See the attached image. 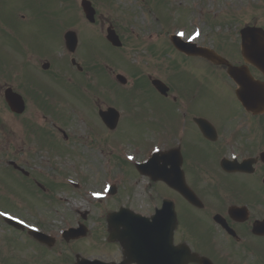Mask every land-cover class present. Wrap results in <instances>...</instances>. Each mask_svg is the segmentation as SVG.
Segmentation results:
<instances>
[{"label":"flooded vegetation","instance_id":"obj_1","mask_svg":"<svg viewBox=\"0 0 264 264\" xmlns=\"http://www.w3.org/2000/svg\"><path fill=\"white\" fill-rule=\"evenodd\" d=\"M182 2L183 0H178L177 3L180 5ZM170 4L173 6L174 1L170 0ZM97 17L101 22L105 19L102 14H98ZM190 24L198 28L205 27L206 20L201 18L198 22H190ZM196 41L194 44L206 46L205 42L196 43ZM225 44L228 42L226 41ZM225 44L220 49H216L214 44L211 46L233 65H242L240 57L235 58V53L231 52L232 46ZM222 50L231 53L228 54ZM175 53L192 67L189 78L193 82L197 78L192 75V71L200 66L214 72L216 78H212L207 72L202 79L206 81L207 75L212 82L206 85L201 82L197 85H184L179 91L177 89L180 83L176 84L173 86L175 94L167 80L168 92L163 97L167 100V104L169 103L167 114L172 116L171 119L164 123L159 121L151 123L152 129L144 126L136 132V135L140 138L142 146L147 144V137H150V141L154 140L150 143V149L158 144L157 141L164 142V150L178 149L177 155L172 158L164 161L159 158L156 162L157 169L164 168L167 171H173L175 167H179L186 185L195 194V201L188 202L177 190L165 186L160 181L152 182L150 185L153 188L163 187L166 191L161 188L165 193H161V198L173 202L177 217L174 232L175 243L187 245L191 251L207 257L213 264H264V162L259 157L264 149L261 148L262 143L252 137L253 117L243 110L237 100L235 101L233 97L235 84L227 76L225 65L212 64L202 57L192 56V53L184 54L178 51ZM180 64L182 66L184 63L180 62ZM250 71L254 74L252 68ZM254 76L260 77L259 75ZM28 92L32 94L39 108V99L43 95L38 86L29 85ZM96 104L99 106L100 102ZM226 113H230L233 117L218 116V114ZM212 114L215 118L221 119L223 123L216 126L209 118ZM60 115L63 117L49 118L45 115L31 116L29 113V117L13 116L8 120L6 151L9 154L8 177L12 184L14 180H18L25 186L33 184L44 191V184L39 180L50 179L42 170L47 166L36 165L44 146L38 125L39 121L43 120L51 123L52 136L62 146H66L73 127L72 121L74 119L77 122V117H69L67 112L60 113ZM198 118L208 119L214 124L216 130L214 141H209L204 137L195 123V119ZM56 121L61 126H58ZM87 129L93 141L96 142L97 150L102 156L107 155L108 149L105 148L109 131L97 122L96 117L88 119L86 133ZM235 130L238 133L233 134L234 138L229 145L225 136ZM99 134L103 136L101 139L98 137ZM137 146L143 149L142 146L138 144ZM231 150L239 154L237 155L239 162L245 158L259 157L254 161L253 170L249 174L230 173L222 168L223 155H227ZM151 153L150 151L149 154ZM222 175L234 178L246 176L251 179L239 180V183L232 181L233 184L230 185L233 187H229L221 178ZM57 181L60 184L63 183L61 176Z\"/></svg>","mask_w":264,"mask_h":264},{"label":"rangeland","instance_id":"obj_2","mask_svg":"<svg viewBox=\"0 0 264 264\" xmlns=\"http://www.w3.org/2000/svg\"><path fill=\"white\" fill-rule=\"evenodd\" d=\"M24 0H10V4L13 7L11 11H6L4 12L7 14V16H10L12 14H15L19 20H23V17L21 18L22 15H24L26 12L29 13V10L26 11V7L18 6L21 4ZM55 0H29V6L30 8L37 7L40 3L43 2V4H49V5H54ZM99 0H94L96 3ZM150 3H155L152 0H148ZM194 0H187L185 3L188 5H195L196 3L193 2ZM72 5L75 6L77 4L76 0H71ZM164 2V3H163ZM221 3V20H231L235 21L233 22L234 25H237L238 27H242L244 24H249L254 21L257 22V24L261 25L264 27V13H263V7H264V0H211L212 4H209L207 0H199V5L204 6L206 9L202 14V17L205 18V20L213 22L214 16L213 13H210L209 10H211V7L213 5H216L217 3ZM106 3V2H105ZM165 1H160L157 3V7L160 9L165 8ZM135 0H110L109 3H106L110 9L116 8L118 9L119 13L118 15H114L115 19L117 20L116 23L118 28L121 27L119 23H123L126 28H128L129 33L126 34V36L123 38V44H127V51L128 54L131 56H134L133 53L134 51L132 50V47L129 46V38L135 37L139 38L137 43L139 47L137 48V52H139L141 55H143V52H146L145 58L141 57L139 53H136V57H130L131 60L137 59L138 62H140L141 65L144 67L142 69L138 68L136 70L131 69L130 66H127L126 63L122 59H125L122 56H119L122 53H118L117 51L110 52L109 50V57L108 59H111V63L109 65L116 69V73L121 72V74L127 79V88H122L121 86H115L119 85L114 77L111 76V78L114 80L111 81L110 76L108 75H103L99 74L96 76L98 79V82H95V84L92 86L91 91L92 92H102L108 94L107 99L110 101V103L113 106H116L118 109L120 108H126L125 113L122 115V120L121 123L118 127V130L114 134H110V142L113 143V145L110 143V151H111V156H110V161L109 163L107 161L104 162V164H97V162L94 160V156L96 155V145L94 144V141L89 134V131L87 129V138L80 141L77 140L73 142V138H77L78 135H86L84 126L85 123L83 122H75L73 119L72 121V131L70 132L72 136H70V143L72 145V149L69 154L64 156V159H66V163H72V167L74 169L80 171V170H85V171H80L79 176L82 177L84 174L83 179L87 180L85 185L82 186V188L85 190H76L71 189L68 187L69 191H62V196L68 199L67 202L60 201L58 199L57 193H59V189H48V192L43 193L40 190L37 194H30V203L31 204H18V203H11L9 202L12 206H15L16 208H27V209H39L35 203H39V205H46L43 206L45 210H41L39 214H31L29 212L24 211L25 216L28 221H31L30 223H38V224H43L47 229H50V232L54 236H59L60 235V229L65 226L64 224L66 221L64 219L68 218L72 220L71 218V212L72 208L75 209V207H84V209H90L92 210V221H89V226H95L97 224V219L101 217L103 213H105L106 210H109V208H114L115 205H117V201L119 199V194L115 195L114 197H110L107 199V201H104L102 204L95 202L92 197H94L92 194H95V191H99L102 188V182L105 177L109 176V183L114 182L115 177H121L123 174H121V166L127 165V168H125L126 172H130L132 175H130V178L135 177V173L132 172V168L129 165L128 159L129 158H135L137 159L138 157H144L145 154L137 155L136 149H134L133 146L129 145L130 143H133L136 141V132H138L142 127L144 126H149L152 129V126H150V123L153 120H150L151 115L154 111L158 113L156 116V120H158L161 123L166 122L167 120L171 119V115L167 114L168 113V107L169 103L166 104L164 100H161L158 98L157 95H155L149 87H144L143 82H144V72H149L152 75H155V70L159 72V74H164V70L166 66H162L161 64L155 65L154 59L158 60L160 57H162V61L164 64L168 62V60H174L177 62H183L184 64L175 70L172 74L177 76L182 77L185 79V81H182L180 83V87L177 89L178 91L181 89V87L187 85L186 81L188 79V76L191 72V68L188 65L187 62L183 61L180 59V56L177 55L175 52H171V49L168 47V41L166 39H155L154 41H148L152 40L151 34L155 31V29H152L151 26H154L155 23L157 22L155 20V16H153V13H148L147 10L143 7H137L135 6L134 9L137 11L136 15L133 13L131 10L126 8V6L129 5H134ZM164 4V5H163ZM16 6V7H15ZM100 8V6H99ZM214 9H218L216 6L213 7ZM0 10H2V6L0 4ZM125 11L129 12L132 14V24L131 26L128 24L129 20V15L125 13ZM160 12L157 11L155 12V15H158L159 18ZM32 15V14H31ZM162 16L159 18V22L165 20V10L162 11ZM173 18L170 19L172 20L171 22L173 24H180L183 23L185 27H189L190 24L186 19H181L179 14L177 13L176 15L172 16ZM217 18V17H216ZM123 19L126 20V22L123 21ZM182 24V25H183ZM1 29L2 31L9 32L7 33L10 36H15L16 33L6 27L4 23H1ZM21 24H16V29H19V26ZM22 34L20 36V39L24 45V47L28 46V44L34 39L35 36H38L35 32V24H28L26 23L25 25H22ZM123 26V27H124ZM171 26V25H170ZM172 27V26H171ZM158 31H161L162 29H157ZM209 32L208 25L203 28L202 31V38L204 34H207ZM206 38L204 41L206 42ZM154 39V38H153ZM97 40L101 41L100 47L104 50L106 47V43L103 41V38H99ZM96 40V41H97ZM146 40V41H145ZM90 41L94 43V37L93 35L91 36ZM145 41V42H142ZM163 41L164 43H160ZM144 50V51H143ZM53 51V49L51 50ZM3 53V51L0 50V54ZM102 53V50H101ZM103 55V53H102ZM90 55H88V60H89ZM154 58V59H153ZM117 59V60H116ZM112 71V70H111ZM135 71H140L139 73L135 74ZM208 72L209 76L212 78H216V74L209 70L206 67L200 66L198 68H195L192 71V75H194L197 80L195 82L192 81L191 79V84H199L200 82L204 85L207 83L212 82V80L209 77H206V82L202 79V76ZM149 73L147 75H149ZM133 75L135 79V88L136 92L133 93L131 96H122L124 93L122 91L126 90L129 91L131 90L129 87L134 84L133 80ZM95 77V76H94ZM94 77H91L93 79ZM75 78V76H73ZM73 78L71 76V83L73 81ZM88 79V77H87ZM42 84H47L46 77L42 75L40 79ZM65 84L62 81H60L59 85ZM72 87V86H71ZM122 90H120V89ZM127 94V93H126ZM69 98H66V95H63L62 100H61V105L63 107H67L64 109V112L67 110H74L79 116L81 117H90V118H95V113L93 110H91V107L88 106L90 105L91 99H88L87 94H81L80 96L74 97V93L68 94ZM128 95V94H127ZM230 101L232 99H229ZM57 100L53 99L52 102H55ZM174 115V114H173ZM175 116V115H174ZM154 117V115H153ZM140 118V119H139ZM215 122L216 126H219L220 124L223 123V121L219 118L213 119ZM46 121H43V123ZM57 125L61 126L58 121ZM115 143V144H114ZM117 143L120 145L117 147ZM134 153V154H133ZM116 154V155H115ZM57 155L58 159L63 160V157L60 156L57 152L55 153ZM50 156L49 158H51ZM134 158V159H135ZM128 162V163H127ZM74 164V165H73ZM76 165V166H75ZM102 165H108L104 168H102ZM95 167L96 170L93 168ZM108 173V175H107ZM125 173V172H124ZM135 182V179H134ZM130 180L125 179V182L118 188V190H121L123 187H126L127 189H132L135 190V192L138 193L137 196H135L136 203L139 206H136L135 209H138L147 215L150 214V211L153 209V202L151 200V193L150 190H146V183L145 181L141 178V181L133 187L132 185H129ZM239 183V182H237ZM163 190H165L163 187H161ZM87 190V193H86ZM166 191V190H165ZM140 194V195H139ZM23 195L26 196L25 193ZM91 196V197H90ZM80 197V198H78ZM91 199V202L89 200ZM1 201V200H0ZM158 203V201H156ZM8 208H12L10 205H6ZM109 211H112L111 209ZM29 216V217H26ZM71 223H75V221H69ZM3 227V226H2ZM7 233H11L12 231L9 229V227H5ZM98 230L101 232V239L100 241H97V244L103 248L108 254H103L101 249L95 245L91 246L90 242L87 240H90L88 238L86 241L81 242L78 244L77 247L73 249V244L71 245H66L64 244L63 240H60L59 238L57 239V244L55 247L53 246L50 249H45V259L41 262V264H74L75 262V254L79 252V255H85V257H100L103 259H108V260H115L119 259L120 255L117 250H115L112 247H106L105 245V240L106 238L104 237L105 235V229H104V219H101V225L98 226ZM20 232H17L16 236L17 239L24 240L26 243H24L21 246H16V252L19 254H25V253H30L33 254L31 249V245L29 242H33L29 238H24ZM3 234V233H2ZM0 234V238L4 239L6 241H13V237L9 235H2ZM23 234V233H22ZM25 235V234H24ZM105 238V239H104ZM5 248H8V246H5ZM7 253H11L10 250L7 249ZM109 255V256H108ZM49 261H46V260ZM6 264H27L24 260L12 257L10 255H7L6 257Z\"/></svg>","mask_w":264,"mask_h":264},{"label":"water","instance_id":"obj_3","mask_svg":"<svg viewBox=\"0 0 264 264\" xmlns=\"http://www.w3.org/2000/svg\"><path fill=\"white\" fill-rule=\"evenodd\" d=\"M113 39L112 35L108 36ZM241 45L245 58L264 74V31L257 27L241 30ZM233 77H240L239 70L229 72ZM239 81V79H237ZM249 89L241 90V99L253 111L264 109V83L251 82ZM248 93L249 97H245ZM130 254H134L139 264H186L190 256L187 251L178 252L171 249V235L164 230L160 218L152 221L143 218L131 225ZM202 261V259H197Z\"/></svg>","mask_w":264,"mask_h":264},{"label":"snow or ice","instance_id":"obj_4","mask_svg":"<svg viewBox=\"0 0 264 264\" xmlns=\"http://www.w3.org/2000/svg\"><path fill=\"white\" fill-rule=\"evenodd\" d=\"M180 35H184L183 33H179ZM3 215H7V213H2ZM21 223H22V221H21Z\"/></svg>","mask_w":264,"mask_h":264}]
</instances>
